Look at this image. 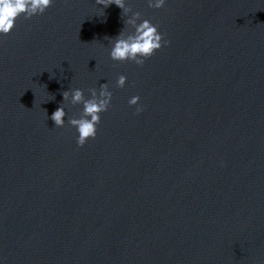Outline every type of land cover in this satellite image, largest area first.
Returning a JSON list of instances; mask_svg holds the SVG:
<instances>
[{"label":"water","instance_id":"water-1","mask_svg":"<svg viewBox=\"0 0 264 264\" xmlns=\"http://www.w3.org/2000/svg\"><path fill=\"white\" fill-rule=\"evenodd\" d=\"M143 19L170 43L113 60ZM104 83L81 147L63 93ZM0 264H264V0H55L0 36Z\"/></svg>","mask_w":264,"mask_h":264},{"label":"clouds","instance_id":"clouds-1","mask_svg":"<svg viewBox=\"0 0 264 264\" xmlns=\"http://www.w3.org/2000/svg\"><path fill=\"white\" fill-rule=\"evenodd\" d=\"M55 3V0H0V36L10 35L14 30L17 21L22 17L32 18L36 15L44 14ZM168 0H148L151 8L161 9L166 6ZM97 4L109 7L116 4L122 10L127 8V0H97ZM136 13V16H139ZM135 25V31L125 35L121 31L113 40L110 55L116 61H133L138 65H143L146 60L160 50L165 43L163 34L157 25L149 19H143L139 23L136 20L128 21ZM127 77L120 75L118 79L119 87L126 86ZM91 98H85V92L81 88H72L64 91V99L70 100L73 105L83 103L84 108L79 118L70 119V124L78 131L77 143L83 147L89 139H94L98 135V125L101 123V114L106 112L113 100V93L108 83H104L99 89H90ZM140 97L134 96L130 99L131 105H139ZM62 105L52 114L51 119L57 127L66 124L67 112ZM138 112L143 111V107L137 108Z\"/></svg>","mask_w":264,"mask_h":264}]
</instances>
